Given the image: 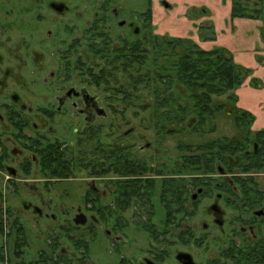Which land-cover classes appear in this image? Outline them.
<instances>
[{"label": "flooded vegetation", "instance_id": "flooded-vegetation-1", "mask_svg": "<svg viewBox=\"0 0 264 264\" xmlns=\"http://www.w3.org/2000/svg\"><path fill=\"white\" fill-rule=\"evenodd\" d=\"M170 2L0 0V264H264V129L156 100Z\"/></svg>", "mask_w": 264, "mask_h": 264}, {"label": "trees", "instance_id": "trees-1", "mask_svg": "<svg viewBox=\"0 0 264 264\" xmlns=\"http://www.w3.org/2000/svg\"><path fill=\"white\" fill-rule=\"evenodd\" d=\"M247 10L244 5L238 3L233 6V17H251L263 15L262 10H257L250 13H245ZM256 13V14H255ZM156 36L153 42L152 52L154 54L155 69L153 72L154 83L170 85L166 92L163 90L156 92L160 95L156 100H162L167 91H173V86H183L185 92V100L187 102V117L192 116L197 121L205 116L210 115L208 110L214 111V101L223 103L235 100L232 91L240 84V71L232 63L231 56L228 53H220L218 50L205 52L200 50L190 40H165ZM181 50L179 51V48ZM146 51H137L140 54ZM175 55L176 60L171 58L170 63L163 60L165 53ZM176 53V54H175ZM183 53L186 56H180ZM144 76L146 72H144ZM148 77V76H147ZM224 98V100H222ZM171 100H177L171 98ZM238 110H235V112ZM241 117L248 118L249 114L240 112ZM264 135V133H260ZM259 256L253 257L254 264L259 263Z\"/></svg>", "mask_w": 264, "mask_h": 264}, {"label": "rangeland", "instance_id": "rangeland-1", "mask_svg": "<svg viewBox=\"0 0 264 264\" xmlns=\"http://www.w3.org/2000/svg\"><path fill=\"white\" fill-rule=\"evenodd\" d=\"M243 1H245V3ZM243 1L235 0V7L238 3L244 5L247 9L244 10V12L247 14L252 10L253 2H257L258 0ZM194 2L196 12L190 10L188 17L191 20V25L189 27L187 23L186 29L188 31L193 30L195 34L191 37L196 38L198 36L200 39L204 40L203 44H205V46H211L210 50L216 49L220 53H228L231 56L232 63L237 66L241 75L240 84L232 91L235 100L232 101L231 105H233L234 110H241L249 114L250 117L248 118L251 122L257 124L259 121H263L264 104L259 105L254 100L259 97L264 101V88L263 85L257 84L254 79L255 76H257L264 80V54L261 55L256 53L257 56L252 59L250 58V56H252L251 45L248 42L245 43V38L243 37L241 41L236 42V39H239V37H236L237 34H232L229 29L232 25V21L227 23L222 15L221 5H223V0H194ZM262 2H264V0H262ZM253 8L262 9V13L264 14V3L263 5H257ZM177 26L178 25L169 21L164 27L170 28L176 33L181 32ZM246 39L249 41L251 37L248 36ZM249 95L254 96L253 100L248 99ZM222 100H224V98ZM242 108L246 110H242Z\"/></svg>", "mask_w": 264, "mask_h": 264}, {"label": "crops", "instance_id": "crops-1", "mask_svg": "<svg viewBox=\"0 0 264 264\" xmlns=\"http://www.w3.org/2000/svg\"><path fill=\"white\" fill-rule=\"evenodd\" d=\"M158 1L159 0H155V3L157 4ZM171 1L172 2L170 3L172 4L174 3L175 6L170 10L163 9L162 7H158L156 5L155 13H154L155 32L160 35H166L172 38H191L193 41L198 42L203 50L209 51L211 46L209 45L205 46V44H203V41L199 40L198 36L196 38L191 37L193 34H195V32L193 30L188 31L186 29L187 23L189 24V27L191 25V20L189 19L187 14H189L190 10H194V12L196 11L194 0H171ZM222 4L223 5H221L222 6L221 11L224 19H226L227 23H229V21H232V25L229 27L230 32L232 34H237L236 37H239V39L238 38L236 39V42L241 41L243 37L245 38V43L248 42L251 45L252 56H250V58L252 59L257 56L256 53L263 55L264 54V15L263 16L259 15L257 17L255 16L244 17V18L233 17L232 14H233L234 0H223ZM252 11L255 12L254 10ZM168 20L173 22V24L178 25L177 27L179 30H181V32L176 33L170 28H165L164 26L166 25V23L169 22ZM248 36L251 37L249 41H247L246 39ZM254 80H256L257 84L261 86L263 85L264 88L263 78L255 76ZM253 98L254 96L251 95L248 96L249 100H253ZM254 101L259 105L264 104L263 103L264 101H262V99L259 97ZM242 110H246V109L242 108ZM255 125H256L255 126L256 129H264V120L259 121Z\"/></svg>", "mask_w": 264, "mask_h": 264}]
</instances>
